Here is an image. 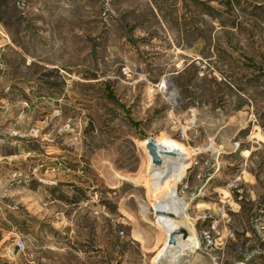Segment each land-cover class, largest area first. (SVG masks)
<instances>
[{
    "label": "rangeland",
    "instance_id": "obj_1",
    "mask_svg": "<svg viewBox=\"0 0 264 264\" xmlns=\"http://www.w3.org/2000/svg\"><path fill=\"white\" fill-rule=\"evenodd\" d=\"M147 139L189 154L155 189ZM168 234L264 264V0H0V264H165Z\"/></svg>",
    "mask_w": 264,
    "mask_h": 264
},
{
    "label": "bare ground",
    "instance_id": "obj_2",
    "mask_svg": "<svg viewBox=\"0 0 264 264\" xmlns=\"http://www.w3.org/2000/svg\"><path fill=\"white\" fill-rule=\"evenodd\" d=\"M153 143V145H154V147H155V151H156V155L158 156V158L160 159V165L159 166H156V165H152L153 166V171H155L156 173L155 174H153V175H151V179H152V182H151V186H152V188L154 187V189H155V186H156V184H159V182H161V180H162V177L164 176V175H166L169 171H172V172H170V173H176L175 171L177 170L176 168H175V166H174V164H175V161L177 162V161H180L179 160V158H181L180 156H185L184 158H186L187 159V161H188V159H189V157H188V153H186V151H184L181 147H180V145L178 144V143H176V142H167V143H162L161 141H156V144H154V141L153 140H147V142H146V145L143 147L144 148V150L146 151V153L148 154V150H147V146H148V143ZM173 145H178L179 147L178 148H180L181 150H183L184 152H181V151H174L173 149L175 148ZM182 146V145H181ZM173 152H175L176 153V156L174 157L173 155H167V154H165V153H173ZM188 154V155H187ZM178 155V156H177ZM148 157H149V159H150V161H151V156L148 154ZM192 157V156H191ZM193 158V157H192ZM185 159V160H186ZM192 161V160H191ZM193 163V162H192ZM182 166H181V169H182V167L184 168V167H187V165H185V162L183 163V164H181ZM188 166H189V164H188ZM191 166V165H190ZM179 169V168H178ZM185 169V168H184ZM183 169V170H184ZM180 171V170H179ZM178 172V171H177ZM169 174V173H168ZM178 174V173H177ZM176 174V175H177ZM175 175V176H176ZM171 176V175H170ZM178 176H180V174L178 175ZM173 178V177H172ZM176 178H177V176H176ZM151 188V187H150ZM156 188H157V186H156ZM154 191V190H153ZM156 191V190H155ZM170 195H173L172 193L170 194ZM171 198V197H170ZM175 202V201H174ZM165 203H163V205H161V209L159 210L158 209V204H156V206L154 207V212L156 213V214H158L157 215V217H156V219L158 220V224L159 225H161V227H164L165 228V226L162 224V222H167L168 224H169V226H171L172 227V229L173 230H175V232H179V233H183L182 231H185L186 233H187V231H186V229H184V227H183V225H181V223H177L175 220H173V218H177L178 216H180V212L179 211H181V210H178V208L177 207H175V205L174 206H171V205H169V204H166V205H164ZM174 204V203H173ZM181 207V206H180ZM186 217V216H185ZM161 218H163L162 219V221H160V219ZM179 218V217H178ZM163 228V229H164ZM166 231V230H165ZM168 236H169V234H168ZM179 238H182V237H179ZM167 238L165 239V241H164V245H163V247H165V248H168V246H167ZM176 240V239H175ZM180 243V242H179ZM195 243H196V241H195ZM177 245H180V244H177ZM183 247V246H182ZM196 247V246H195ZM178 248H179V246H178ZM180 249H183V248H180ZM179 249V250H180ZM176 254V253H175ZM169 256V255H168ZM172 256V255H171ZM173 261V260H172Z\"/></svg>",
    "mask_w": 264,
    "mask_h": 264
},
{
    "label": "crops",
    "instance_id": "obj_3",
    "mask_svg": "<svg viewBox=\"0 0 264 264\" xmlns=\"http://www.w3.org/2000/svg\"><path fill=\"white\" fill-rule=\"evenodd\" d=\"M217 135V134H216ZM218 138L219 139H221L222 137H219L218 136ZM147 140H149V139H147ZM154 141H157V139H153ZM172 142V141H171ZM173 142H175V141H173ZM141 143V142H140ZM139 143V144H140ZM176 143H178V142H176ZM261 143H262V141H261ZM179 144V143H178ZM180 145V144H179ZM141 146V145H140ZM185 151V150H184ZM249 152V151H248ZM223 153V155H232V154H234V153H237V152H235V150H234V148H231V150H225V151H223L222 152ZM253 153H251V155H252ZM250 155V156H251ZM148 156V155H147ZM148 163L149 164H151V161H150V159H149V157H148ZM149 166V165H148ZM174 174V173H173ZM180 176H178L177 175V179L179 178ZM164 179V178H163ZM161 180V182H159V183H161V185L164 183V180ZM167 185V184H166ZM169 185V184H168ZM165 239H166V236H165ZM165 239H164V241H165ZM164 241H163V243H162V245L160 246V249H159V251L161 250V248L163 247V244H164ZM193 245H195L194 243H193ZM178 246H179V248H178ZM177 247H176V249H175V251H174V253H170V247H168L167 249H166V253H165V256L163 257V258H161V260H162V262H164L165 264H206V259L205 258H203V260H202V262H201V260H200V258H198V257H200V255L198 254V255H191L190 256V258L189 259H182V260H180L181 259V257L183 256V254H181L180 252L182 251V252H184V249H180V248H183V247H185V245H178ZM183 246V247H182ZM180 249V250H179ZM141 250H143V247L141 246ZM158 251V252H159ZM158 252L156 253V255H155V257L151 260V261H155V259L157 260L158 258H157V254H158ZM165 252V251H164ZM176 253V254H175ZM169 255V256H168ZM172 255V256H171ZM173 260V261H172Z\"/></svg>",
    "mask_w": 264,
    "mask_h": 264
},
{
    "label": "water",
    "instance_id": "obj_4",
    "mask_svg": "<svg viewBox=\"0 0 264 264\" xmlns=\"http://www.w3.org/2000/svg\"><path fill=\"white\" fill-rule=\"evenodd\" d=\"M147 150H148V154L151 156V164L153 165H156V166H159L160 165V159L158 158V156L156 155V151H155V147L153 145V143L149 142L148 143V146H147ZM167 155H173V153H165ZM183 235H182V240H185L188 236H187V233L185 231H182ZM175 243V239H174V236L173 234H169L168 236V240H167V245H170V244H174Z\"/></svg>",
    "mask_w": 264,
    "mask_h": 264
}]
</instances>
